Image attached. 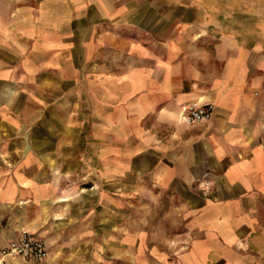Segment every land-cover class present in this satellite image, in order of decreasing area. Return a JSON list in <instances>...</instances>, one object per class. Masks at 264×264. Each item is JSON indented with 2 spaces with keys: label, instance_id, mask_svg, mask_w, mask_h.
Instances as JSON below:
<instances>
[{
  "label": "crops",
  "instance_id": "0c3cea01",
  "mask_svg": "<svg viewBox=\"0 0 264 264\" xmlns=\"http://www.w3.org/2000/svg\"><path fill=\"white\" fill-rule=\"evenodd\" d=\"M140 156L176 184L174 264H264V0H0V247L47 251L0 264H135L102 199Z\"/></svg>",
  "mask_w": 264,
  "mask_h": 264
},
{
  "label": "rangeland",
  "instance_id": "374dc122",
  "mask_svg": "<svg viewBox=\"0 0 264 264\" xmlns=\"http://www.w3.org/2000/svg\"><path fill=\"white\" fill-rule=\"evenodd\" d=\"M95 59L96 56L93 54L87 56L89 64L94 63ZM141 159L140 156L139 162H136V166L133 167L134 181L119 182V188L116 189V200H111L104 194L102 205L111 208L110 204L113 202V207L118 209V212L104 213L103 222L119 223L120 235H125L127 227L130 231V227L133 225L135 264H174L173 257L178 249L174 246L176 234H178L174 208L176 203H180V199L176 195V184L149 181L146 174L142 172ZM192 187L195 188L194 185ZM106 189L108 190V188H104L105 192ZM95 220H99L98 216ZM150 255L151 261L150 259L148 261ZM158 255H166L168 262H153L152 258H156Z\"/></svg>",
  "mask_w": 264,
  "mask_h": 264
},
{
  "label": "built area",
  "instance_id": "2783aa9c",
  "mask_svg": "<svg viewBox=\"0 0 264 264\" xmlns=\"http://www.w3.org/2000/svg\"><path fill=\"white\" fill-rule=\"evenodd\" d=\"M214 113L211 103L192 102L183 104L178 111V118L187 124L209 121ZM0 256L22 257L25 260H42L47 251L42 240L22 230L18 239L11 240L0 247Z\"/></svg>",
  "mask_w": 264,
  "mask_h": 264
}]
</instances>
